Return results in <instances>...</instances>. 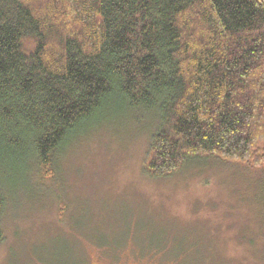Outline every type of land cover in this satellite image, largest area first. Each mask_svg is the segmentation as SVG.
<instances>
[{"label": "trees", "instance_id": "obj_1", "mask_svg": "<svg viewBox=\"0 0 264 264\" xmlns=\"http://www.w3.org/2000/svg\"><path fill=\"white\" fill-rule=\"evenodd\" d=\"M116 101L157 112L151 177L209 156L264 170V0H0V215L2 181L31 159L53 176Z\"/></svg>", "mask_w": 264, "mask_h": 264}, {"label": "rangeland", "instance_id": "obj_2", "mask_svg": "<svg viewBox=\"0 0 264 264\" xmlns=\"http://www.w3.org/2000/svg\"><path fill=\"white\" fill-rule=\"evenodd\" d=\"M119 107L54 152L53 176L31 159L1 182L0 264H264V170L209 156L151 177L157 112Z\"/></svg>", "mask_w": 264, "mask_h": 264}]
</instances>
